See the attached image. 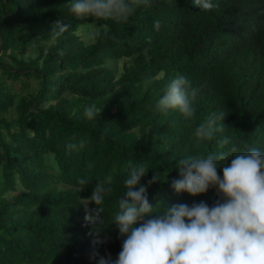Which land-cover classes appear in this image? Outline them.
I'll return each instance as SVG.
<instances>
[{"label":"trees","instance_id":"obj_1","mask_svg":"<svg viewBox=\"0 0 264 264\" xmlns=\"http://www.w3.org/2000/svg\"><path fill=\"white\" fill-rule=\"evenodd\" d=\"M212 2L204 11L192 0H150L127 21L96 20L86 42L77 31L94 19L75 17L71 0H0V264L115 260L123 237L114 215L133 167L149 171L140 183L153 206L211 207L214 187L195 197L174 191L178 161L225 151L224 138L264 153V0ZM56 23L69 30L53 39ZM178 76L198 90L192 117L157 110ZM93 104L95 119L85 112ZM211 113L226 115L222 131L197 143ZM152 171L159 182L148 186ZM97 183L112 191L98 206L106 242L94 245L82 199Z\"/></svg>","mask_w":264,"mask_h":264},{"label":"clouds","instance_id":"obj_2","mask_svg":"<svg viewBox=\"0 0 264 264\" xmlns=\"http://www.w3.org/2000/svg\"><path fill=\"white\" fill-rule=\"evenodd\" d=\"M192 3L204 11L218 7L212 0ZM149 4L150 0H71L70 11L77 18L92 17L93 23L80 27H93L101 19L127 21L139 6ZM159 26L157 20L155 27ZM68 30V26L56 23L50 32L55 39ZM197 95L187 77L178 76L167 85L157 110H178L192 117ZM85 112L95 119L101 110L93 104ZM225 116L209 114L195 130L197 143L222 131L216 125ZM228 145L225 151L183 158L176 166L180 178L172 183L174 191L195 197L214 187L218 199L211 207L204 202L153 206L147 187L140 183L149 171L144 164L133 167L123 180L126 192L119 198V211L114 215L113 224L123 237L121 251L115 260L109 256L101 258L99 264H264V153L257 149L241 152L228 138L220 141L221 149ZM83 146L81 141L79 145L69 143L67 148L71 151ZM218 161L222 163L218 165ZM220 167L222 177L217 171ZM158 177L159 173L153 172L148 186L158 183ZM78 183L86 185L88 181L78 178ZM111 191L110 186L97 183L90 198L82 199L84 222L90 226L94 245L106 242V237L101 238L106 231L100 229L104 209L98 206ZM89 204L95 207L90 209ZM158 204L164 211H153Z\"/></svg>","mask_w":264,"mask_h":264},{"label":"rangeland","instance_id":"obj_3","mask_svg":"<svg viewBox=\"0 0 264 264\" xmlns=\"http://www.w3.org/2000/svg\"><path fill=\"white\" fill-rule=\"evenodd\" d=\"M91 23H93V22H91ZM91 23H88V24H86V25H89V24H91ZM86 25H84V26H86ZM96 31H97V27H96V25L94 24L93 27H80V28L78 29L77 32H79L78 35H80V36H81L86 42H89V41L92 40L93 35H94V33H95ZM123 60H126V59H123ZM123 60H122V61H119V62L116 64V70H117V72L121 70V65H122L121 62H124ZM127 61H129V60H127ZM107 64H109V62H108ZM50 164H51V163H50Z\"/></svg>","mask_w":264,"mask_h":264}]
</instances>
